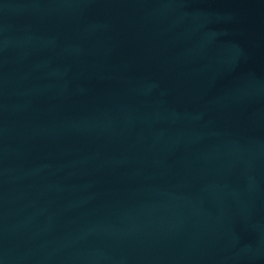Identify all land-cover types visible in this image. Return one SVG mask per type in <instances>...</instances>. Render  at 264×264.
Segmentation results:
<instances>
[{
    "label": "water",
    "instance_id": "water-1",
    "mask_svg": "<svg viewBox=\"0 0 264 264\" xmlns=\"http://www.w3.org/2000/svg\"><path fill=\"white\" fill-rule=\"evenodd\" d=\"M0 264H264V0H0Z\"/></svg>",
    "mask_w": 264,
    "mask_h": 264
}]
</instances>
